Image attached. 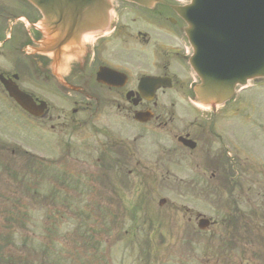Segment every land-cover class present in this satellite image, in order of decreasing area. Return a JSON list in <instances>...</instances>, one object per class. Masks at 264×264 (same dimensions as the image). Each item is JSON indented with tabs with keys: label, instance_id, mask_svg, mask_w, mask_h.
I'll return each mask as SVG.
<instances>
[{
	"label": "flooded vegetation",
	"instance_id": "obj_1",
	"mask_svg": "<svg viewBox=\"0 0 264 264\" xmlns=\"http://www.w3.org/2000/svg\"><path fill=\"white\" fill-rule=\"evenodd\" d=\"M31 13L32 12L29 6L23 3L22 0H0V27L4 26L5 19L8 17L16 19V17L19 15L29 14L31 16ZM117 30L118 27L116 28L115 32H117ZM120 33H123V30ZM105 44L107 43L97 42L96 46L93 45V56H95L97 59V68L89 69L87 72H98L99 67L104 66L105 63H107V60H104L105 55L102 51V46H104ZM140 44L141 46H147L148 42L146 39H144V41ZM168 46V49L172 51L175 57H182L184 55L185 46L183 44V41L179 37H174L173 43L168 44ZM132 62L134 61L131 58V55H127L123 52L119 53L117 51L116 56L112 58L110 64L117 66L118 68L116 70L124 72L129 76L127 83L122 87H117L119 86V83L115 87H109L99 83L92 85L94 98L104 106L107 112L111 108H120L122 109V112H126L130 116L136 110H152L155 114V118H157L159 113L162 114L166 102L161 100V95L166 93L167 90L164 88L158 89L154 101H147L143 99L138 93V84L144 72H160L159 76L161 77H171L173 82L172 89L181 92L184 99L187 98V82L183 81L185 79H179L178 77H180V74L189 72V70L185 68H180L179 70L169 68L157 70L122 68L124 64H130ZM134 63L137 62L135 61ZM176 72H178V75L176 74ZM28 77L29 76L26 72L24 74V80H28ZM25 87H27V83ZM130 92H132L133 94H130ZM170 102L172 105H174L173 101ZM262 120L263 118L261 117L258 119L257 125L259 127H261L263 124ZM188 130L189 131L185 133V136L189 135L197 143V148L194 151L188 150L196 162V164L193 166L195 167V169H204L205 171L211 173L215 177V181L218 184L223 185L230 182L232 184L242 185L251 183L255 181L253 174L257 171L260 172L264 170V150L260 151V153L253 160L255 164L251 167L254 169V173L252 171L250 173L245 170L246 162L241 155H239L238 157H234L231 154H225L222 149H220L216 153L205 151L206 147L209 144L206 136L211 137L212 132H206V127L201 122L192 124V127L188 128ZM190 131H192V134L190 133ZM240 131H242L241 134L244 133L243 128H241ZM239 152L243 154L245 153V149L240 148ZM239 234L240 237H244L245 230H239ZM240 240L241 238H239V241Z\"/></svg>",
	"mask_w": 264,
	"mask_h": 264
},
{
	"label": "water",
	"instance_id": "obj_2",
	"mask_svg": "<svg viewBox=\"0 0 264 264\" xmlns=\"http://www.w3.org/2000/svg\"><path fill=\"white\" fill-rule=\"evenodd\" d=\"M194 7L198 22L209 25L222 23L230 25L231 30L233 24H241L243 41L239 45L231 37L229 51H242L252 63L261 61L264 69V0H196ZM51 8L52 3L49 2V11ZM245 62L244 58L242 63Z\"/></svg>",
	"mask_w": 264,
	"mask_h": 264
},
{
	"label": "rangeland",
	"instance_id": "obj_3",
	"mask_svg": "<svg viewBox=\"0 0 264 264\" xmlns=\"http://www.w3.org/2000/svg\"><path fill=\"white\" fill-rule=\"evenodd\" d=\"M28 204L32 205L33 203H28ZM55 206H59V205H55ZM52 209H54V208H52ZM61 210H62V212H64L63 208ZM31 214L34 217V219L36 220V223L41 224L42 218H43V210L42 209L33 210L31 212ZM59 227H60V230H58L57 233H60V236L56 237V239H55L56 240V248H55L56 250H54V255H56L57 252H59V251L62 252L64 250V248H62V242H64V241H63L61 236H62V234H65V231L68 229V228L62 229L63 225H61V224L59 225ZM35 228L40 230L41 225L38 227H35ZM125 228H126V230H130V226H128V225L122 227L123 230ZM118 233H120V232L118 231ZM136 236H134V237H136ZM141 240H142V238H137L134 242H132L131 246L132 247H133V245L138 246V243ZM36 243L37 242H35V245H36ZM124 244H125L124 238L115 237L114 242L105 247L104 250L108 251V253L110 255V260H112L113 264H135L134 259H133V255H131L128 252H125ZM58 249H60V250H58ZM162 253L163 252H160L159 255H161ZM167 259H169V256L167 257ZM161 264H165V263L163 262ZM166 264H189V261L188 262H182L181 260H179L177 258H175L174 260H173V258H171L166 262Z\"/></svg>",
	"mask_w": 264,
	"mask_h": 264
},
{
	"label": "bare ground",
	"instance_id": "obj_4",
	"mask_svg": "<svg viewBox=\"0 0 264 264\" xmlns=\"http://www.w3.org/2000/svg\"><path fill=\"white\" fill-rule=\"evenodd\" d=\"M41 2H52V1H59V0H40ZM64 1V0H63ZM110 3H113V1H110ZM100 10V9H98ZM118 11H122L123 13V16L126 17L127 15H131V18H134V14H135V9H129V8H123L122 6H118ZM47 18H49V14H46ZM51 16H55V14H51ZM92 19L93 18H90L89 19V23L87 24V26H91L92 24ZM95 21H97L98 25L100 24H103L104 26L105 25H108V19L102 17V18H97V17H94ZM56 30H59L58 29H55V30H52V31H56ZM129 41L131 40V38L129 37L128 38ZM88 40H90V36H88ZM130 49H134L136 51V56H137V64L142 67V68H150L151 67V59H150V56L147 54L146 51H144L143 49L141 48H138V47H133V46H128ZM75 56L77 59L79 60H83V57L81 55L80 52L78 51H75ZM172 69L174 70H179L180 67H178L175 63L172 64ZM176 74L178 75V73L176 72ZM246 82H248V80H246ZM168 85L170 87H173L172 84H170V82L168 81ZM221 95H220V92H219V87L217 85H214V84H211V87L208 88V91L206 93V99L210 102V103H217L220 99ZM209 115L207 112H204L203 113V123L206 124L209 122ZM250 121H254V118L251 116L249 117L247 120L244 121L243 125H245L246 123L250 122ZM262 123L264 124V119L262 120Z\"/></svg>",
	"mask_w": 264,
	"mask_h": 264
}]
</instances>
